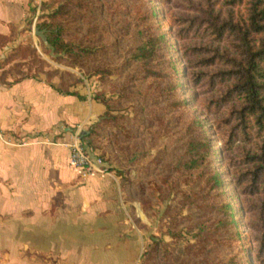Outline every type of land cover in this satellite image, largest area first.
<instances>
[{"label": "rangeland", "instance_id": "1", "mask_svg": "<svg viewBox=\"0 0 264 264\" xmlns=\"http://www.w3.org/2000/svg\"><path fill=\"white\" fill-rule=\"evenodd\" d=\"M230 1L43 0L40 12L35 4L67 48L41 49L36 37L42 55L24 50V73L103 107L82 129L91 132L83 145L104 170L91 176L109 180L110 217L126 221L119 232L107 227L123 235L112 244L131 254L137 242L136 264H264V177L252 180L264 133L235 129L239 101L213 78L226 69L217 53L234 51L232 37L213 34L216 18L249 16L247 0ZM160 35L168 48L130 59ZM216 173L220 188L209 184Z\"/></svg>", "mask_w": 264, "mask_h": 264}, {"label": "crops", "instance_id": "2", "mask_svg": "<svg viewBox=\"0 0 264 264\" xmlns=\"http://www.w3.org/2000/svg\"><path fill=\"white\" fill-rule=\"evenodd\" d=\"M35 4L0 0V264H136V238L131 254L112 244L123 235L107 227L119 232L126 221L110 217L109 180L71 164L73 133L103 107L85 106L57 79L24 73L23 51L42 55Z\"/></svg>", "mask_w": 264, "mask_h": 264}, {"label": "trees", "instance_id": "3", "mask_svg": "<svg viewBox=\"0 0 264 264\" xmlns=\"http://www.w3.org/2000/svg\"><path fill=\"white\" fill-rule=\"evenodd\" d=\"M245 0H231L230 5L242 4ZM249 3V16L243 22L224 21L219 24L218 18L214 24L213 32L219 38L230 36L233 39V52L219 54V58L226 68L213 75L226 86L225 98L237 99L239 107L232 115L235 116L236 130L246 134L249 129L256 127L260 133H264V0H247ZM37 27L44 31L46 38L56 51L59 46L60 34L50 30L48 25L43 24V16L39 19ZM168 48L165 35L150 37L140 48L136 49L130 59L140 61L156 55L161 48ZM64 48H67L64 45ZM64 48H60L64 50ZM216 60V59H215ZM207 62V65L212 64ZM91 132H85L83 139H87ZM201 145V144H200ZM200 147V146H199ZM257 161L256 170L252 172V180L257 181L264 177V152L261 156L253 157ZM209 184L220 188L222 179L217 173L209 178ZM234 213L232 223L234 224Z\"/></svg>", "mask_w": 264, "mask_h": 264}, {"label": "built area", "instance_id": "4", "mask_svg": "<svg viewBox=\"0 0 264 264\" xmlns=\"http://www.w3.org/2000/svg\"><path fill=\"white\" fill-rule=\"evenodd\" d=\"M42 4L43 0H36L38 12H40ZM81 133L82 127H78V129L73 135L72 143L68 145L71 152V164L75 168L81 170L84 176H89L93 172L103 174L104 170L98 167L97 165L100 161H94L85 150L81 138Z\"/></svg>", "mask_w": 264, "mask_h": 264}, {"label": "water", "instance_id": "5", "mask_svg": "<svg viewBox=\"0 0 264 264\" xmlns=\"http://www.w3.org/2000/svg\"><path fill=\"white\" fill-rule=\"evenodd\" d=\"M35 34H36L37 37H39L43 41V43L45 44V46L47 48H51V46L48 43V40L46 38V35H45L44 31L42 32V31H39L38 29H35ZM84 133H85L84 131L81 133L82 141H84V139H83V134Z\"/></svg>", "mask_w": 264, "mask_h": 264}]
</instances>
